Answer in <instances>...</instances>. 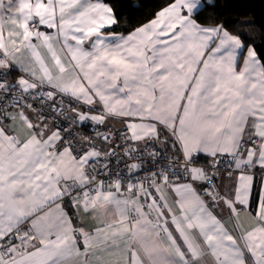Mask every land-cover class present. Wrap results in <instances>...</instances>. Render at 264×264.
<instances>
[{
	"label": "snow or ice",
	"instance_id": "6c2138e0",
	"mask_svg": "<svg viewBox=\"0 0 264 264\" xmlns=\"http://www.w3.org/2000/svg\"><path fill=\"white\" fill-rule=\"evenodd\" d=\"M206 7L0 0V264H264V49Z\"/></svg>",
	"mask_w": 264,
	"mask_h": 264
},
{
	"label": "trees",
	"instance_id": "16d2710c",
	"mask_svg": "<svg viewBox=\"0 0 264 264\" xmlns=\"http://www.w3.org/2000/svg\"><path fill=\"white\" fill-rule=\"evenodd\" d=\"M113 6L119 20L116 30L127 34L135 27L147 24L167 0H104ZM201 24L215 26L224 24L234 34L247 33L241 38L245 44H252L257 51L264 49V0H214V7H206L197 17ZM232 21H247L251 27L230 24ZM18 74L9 79L15 81ZM203 161V158H201Z\"/></svg>",
	"mask_w": 264,
	"mask_h": 264
},
{
	"label": "crops",
	"instance_id": "0c3cea01",
	"mask_svg": "<svg viewBox=\"0 0 264 264\" xmlns=\"http://www.w3.org/2000/svg\"><path fill=\"white\" fill-rule=\"evenodd\" d=\"M7 30V29H5ZM22 74V73H20ZM110 124L117 129L121 128L122 122L120 117H116L110 120ZM203 158V157H202ZM203 163V161H201ZM236 179L235 174H233L231 179H228L227 176H222L220 178V186L222 188L223 193L227 192L234 185V181ZM218 215H221L223 218H227L228 210L221 204L220 210H218ZM102 216V212L98 211L94 217H83L84 221L88 224L89 228L94 227L98 224L100 217ZM241 223L247 227L251 222L249 219V215L247 212H241L240 214ZM205 264H212V260L210 257L205 258Z\"/></svg>",
	"mask_w": 264,
	"mask_h": 264
},
{
	"label": "built area",
	"instance_id": "2783aa9c",
	"mask_svg": "<svg viewBox=\"0 0 264 264\" xmlns=\"http://www.w3.org/2000/svg\"><path fill=\"white\" fill-rule=\"evenodd\" d=\"M8 82H10V83H14L15 81L10 80L9 77H8ZM34 106H35V105H34ZM44 111H45V114H47V112H48L47 108H45ZM111 126H112V125H111ZM112 127H113V126H112ZM113 128H116V127H113ZM116 129H117V128H116ZM100 130H101V131L104 130L103 126L100 127ZM82 131H83L85 134H88V133H89V129H88V128H84ZM222 176H227V173H226V171H225L223 168H222V170H221L220 173H219V179L216 181V183L219 185V187H220V189H221V192L223 193L222 188H221V186H220V178H221Z\"/></svg>",
	"mask_w": 264,
	"mask_h": 264
}]
</instances>
